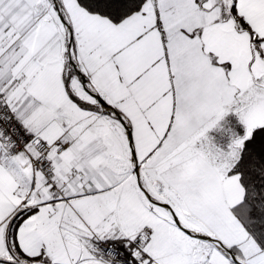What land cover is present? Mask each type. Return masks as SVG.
Masks as SVG:
<instances>
[{
	"label": "snow or ice",
	"instance_id": "snow-or-ice-1",
	"mask_svg": "<svg viewBox=\"0 0 264 264\" xmlns=\"http://www.w3.org/2000/svg\"><path fill=\"white\" fill-rule=\"evenodd\" d=\"M0 264H264V0H0Z\"/></svg>",
	"mask_w": 264,
	"mask_h": 264
}]
</instances>
